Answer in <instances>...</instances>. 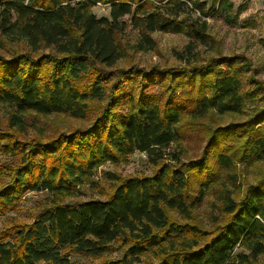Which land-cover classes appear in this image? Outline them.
Instances as JSON below:
<instances>
[{
	"label": "trees",
	"instance_id": "obj_1",
	"mask_svg": "<svg viewBox=\"0 0 264 264\" xmlns=\"http://www.w3.org/2000/svg\"><path fill=\"white\" fill-rule=\"evenodd\" d=\"M96 5L108 16L97 18ZM232 9V0H211L208 8L201 0H0V50L8 54H0L7 115L0 154L12 157L0 165L8 171L0 217L27 193L51 196L30 223L0 231V264H74L72 257L99 256L115 243L126 247L123 258L96 264H134L147 253L155 260L148 264H259L264 177L240 195L230 172L235 162L264 158V83L241 56L195 63L197 49L213 41L206 20ZM127 30L139 52L154 48L153 33L183 35L187 43L174 56L185 66L117 68ZM212 113L244 119L202 125ZM29 114L87 126L25 138ZM185 136L202 148L184 160ZM135 152L146 154L151 175L119 180L104 200L64 201L99 166ZM209 197L221 218L203 230L188 222Z\"/></svg>",
	"mask_w": 264,
	"mask_h": 264
},
{
	"label": "rangeland",
	"instance_id": "obj_2",
	"mask_svg": "<svg viewBox=\"0 0 264 264\" xmlns=\"http://www.w3.org/2000/svg\"><path fill=\"white\" fill-rule=\"evenodd\" d=\"M210 6L211 0H201ZM233 9L230 13H223L208 18L209 34L212 42L204 47L197 49L195 63L201 64L214 56H241L249 64L250 75L264 83V0H232ZM97 18L108 16V7L96 5L92 9ZM152 38L155 46L152 50L139 52L132 48L135 43V32L127 30L121 38L124 58L117 64V68H127L135 66L138 68L149 69L153 66L159 68H179L185 66L178 61L174 54L181 52L187 43L183 35H173L165 33H153ZM7 43L8 48L17 51H25L23 43ZM0 54L8 57V54L0 50ZM249 74L245 78H248ZM157 90V89H155ZM243 116L225 114L217 115L212 113L201 120L202 125L223 126L229 122L243 120ZM7 122L6 109L0 108V130L4 129ZM87 123L73 120L63 115L36 116L29 114L26 119L25 138H37L46 140L57 133L70 132L76 128H85ZM20 136H22L20 134ZM182 143L184 148L183 159L196 157L199 155L202 145L198 138H186ZM12 160L11 156L0 154V165H6ZM9 166V164H8ZM154 171L148 161L146 154L135 152L117 164H103L94 171L91 183H85L77 188V196L66 198L64 201L81 202L90 200H104L118 184L119 180L133 176H149ZM230 173L236 174V186L239 187L240 195L243 194L245 187L261 177H264V158L257 163L248 165L247 163L235 162L234 169ZM8 171L0 173V187L8 182ZM112 178L116 179L113 180ZM219 186V184H218ZM237 190V189H236ZM51 196L47 193L30 192L24 195L22 200L15 206L12 212L0 217V231L5 230L15 223H30L34 216L43 209L50 201ZM213 197L205 199L199 208L192 211L188 223L195 224L203 230L212 228L213 222L218 215L216 204L212 203ZM170 218L180 223L185 222L179 219L177 214L169 212ZM126 247L119 243L113 244L111 249L102 255L92 257L74 256L71 261L74 264H96L105 260H120L124 256ZM245 252L238 248L236 253ZM155 261L148 253L141 256L139 262L134 264H148ZM259 264H264V255L258 258Z\"/></svg>",
	"mask_w": 264,
	"mask_h": 264
}]
</instances>
